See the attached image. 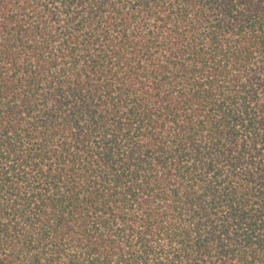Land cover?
<instances>
[{
    "label": "trees",
    "instance_id": "trees-1",
    "mask_svg": "<svg viewBox=\"0 0 264 264\" xmlns=\"http://www.w3.org/2000/svg\"><path fill=\"white\" fill-rule=\"evenodd\" d=\"M0 264H264V0H0Z\"/></svg>",
    "mask_w": 264,
    "mask_h": 264
}]
</instances>
